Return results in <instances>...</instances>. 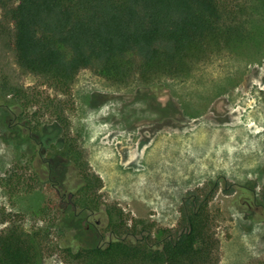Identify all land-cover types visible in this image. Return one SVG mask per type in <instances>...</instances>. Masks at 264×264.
<instances>
[{
	"label": "rangeland",
	"instance_id": "374dc122",
	"mask_svg": "<svg viewBox=\"0 0 264 264\" xmlns=\"http://www.w3.org/2000/svg\"><path fill=\"white\" fill-rule=\"evenodd\" d=\"M4 85L16 86L22 98L4 94ZM57 100L87 171L101 181L96 192L101 208L91 217L100 220L97 227L87 226L84 217L90 211L75 204V178L70 177L69 187L63 183L73 173L57 154L58 136L66 131L54 126ZM15 103L24 106L17 120L30 122L20 136L15 132L17 141L23 140L18 144L5 140L6 126L18 111ZM27 129L35 136L31 140ZM136 156L140 162L134 165ZM214 181L208 208L215 218L219 264H262L264 215L242 202L250 198L248 192H236L243 185L254 188L257 201L264 197V46L223 50L185 74L148 80L135 74L117 83L81 69L69 93L61 94L45 76L20 68L12 26L0 9V232L13 221L25 230L44 225L41 264H67L59 246L63 235L47 224L54 218L84 245L103 244L110 238L104 208L111 207L122 212L130 228L143 221L155 239L160 228L177 229L189 191L204 192ZM51 182L67 193L63 201ZM49 198L53 207L41 215L37 208Z\"/></svg>",
	"mask_w": 264,
	"mask_h": 264
},
{
	"label": "trees",
	"instance_id": "16d2710c",
	"mask_svg": "<svg viewBox=\"0 0 264 264\" xmlns=\"http://www.w3.org/2000/svg\"><path fill=\"white\" fill-rule=\"evenodd\" d=\"M0 9L12 26L20 68L45 76L61 94L69 93L81 69L117 83L135 74L148 80L160 74H185L196 62L223 50L264 46V0L238 4L223 0H0ZM3 91L22 98L16 86L4 85ZM60 103L54 104V126L58 132L66 131L58 136L57 154L74 174L63 183L69 187L73 176L76 182L71 186L78 187L76 206L94 212L101 208L96 195L101 181L87 171ZM13 106L20 118L24 106ZM21 120L25 129L30 127V122ZM30 131L25 132L26 139ZM16 134L20 136L22 128ZM217 184L204 192L189 191L182 199L177 229L160 228L155 239L143 221L130 228L119 209L106 206L109 231L115 236L103 244L84 245L72 232H64L58 217L47 224L63 235L59 246L67 264H219L215 218L208 208ZM245 187L240 185L237 195L248 192L251 198L254 188ZM52 203L50 198L45 200L37 211L45 215ZM45 229L39 225L25 230L17 221L11 222L0 232V264H41Z\"/></svg>",
	"mask_w": 264,
	"mask_h": 264
},
{
	"label": "flooded vegetation",
	"instance_id": "af4514ba",
	"mask_svg": "<svg viewBox=\"0 0 264 264\" xmlns=\"http://www.w3.org/2000/svg\"><path fill=\"white\" fill-rule=\"evenodd\" d=\"M23 125H24V123L21 122V121H18V120H17V116H16V114H14V116H13V122L7 124V126H6V129H7V136H8V137L5 138V140L7 141V139H8V142H9V143H12V142L14 141V137H13V135L15 134L16 131L21 130V128L23 127ZM34 137H35V136H34L33 134H31V131H30L27 140H31V139H33ZM38 143H39L40 146H41V144H42L41 141H38ZM32 152H35V150L32 151ZM32 154H33V153H32ZM39 154H41V153L39 152ZM40 157H41V155H40ZM40 159H41L42 161H44V159H42V158H40ZM44 162H45V161H44ZM48 163H49V162H48ZM48 165H50V164H48ZM48 179H51V178H50V173L48 174ZM217 182H218V181H214V182H212V183H211V186L214 187V186L216 185ZM51 186H52V188H54V189L57 191L58 196H59L60 199H61L60 201H63V197H64L65 195H67V193H65V192H60V191H61V188H58V187H59V186H58V182H51ZM225 187L228 188V185H226ZM250 188H251V187H250ZM68 195H69V200H68V201L73 203V200H72L73 193H72V192H69ZM242 202L245 203V205L247 206V209H248V210H252V209H254V210H259V208H260L259 214H261V216L264 215V197H263V200L257 201L256 195L254 194L251 198L245 199V200H243ZM92 215H93V212H88V213L85 215L84 220L86 221V224H87L88 227L91 226V225L94 226V227H97V226L99 225V223H100V220L98 219V220H94V221H92V219H91ZM254 216H255L254 213H252V212L249 213V217H250V218L254 219V218H255ZM109 232H110V238H109L107 241L113 239L114 236H115L114 233H112L111 231H109ZM107 241H106V242H107ZM100 244H102V243H100ZM96 245H98V244H96ZM92 246H94V245H92Z\"/></svg>",
	"mask_w": 264,
	"mask_h": 264
},
{
	"label": "bare ground",
	"instance_id": "6f19581e",
	"mask_svg": "<svg viewBox=\"0 0 264 264\" xmlns=\"http://www.w3.org/2000/svg\"><path fill=\"white\" fill-rule=\"evenodd\" d=\"M252 78V77H251ZM245 81V80H244ZM242 84H244V82L242 83ZM255 85V84H254ZM240 86V85H239ZM243 86V85H242ZM249 87V86H248ZM238 88H240V87H238ZM261 88V87H260ZM248 89V88H247ZM244 91V90H243ZM245 92V91H244ZM249 94V93H248ZM224 96V95H223ZM245 98V97H244ZM253 98V97H252ZM227 100V99H226ZM239 100V99H238ZM253 100V99H252ZM230 103V102H229ZM248 103V102H247ZM226 105V104H225ZM229 106V105H228ZM230 107V106H229ZM209 111V110H208ZM211 112V111H210ZM213 113V112H212ZM214 114V113H213ZM234 116V115H233ZM217 117H222V116H217ZM219 121V120H218ZM217 124V123H216ZM166 131V130H165ZM168 136V135H167ZM203 136V135H202ZM116 139V138H115ZM218 140V139H217ZM112 142V141H111ZM214 144H216V143H214ZM112 149V148H111ZM137 151V150H136ZM107 152V151H106ZM119 152H120V149H119ZM117 153H118V151H117ZM121 153H122V150H121ZM131 153H133V152H131ZM131 153H130V155H131ZM109 154V153H108ZM135 154V153H134ZM140 159V157H138V156H136V158L135 159H133L130 163H132V164H136L137 165V163H139L138 162V160ZM166 183V182H165ZM164 198V197H163Z\"/></svg>",
	"mask_w": 264,
	"mask_h": 264
}]
</instances>
